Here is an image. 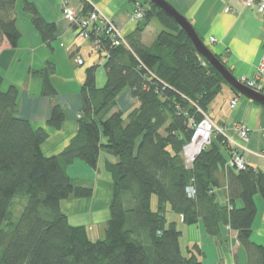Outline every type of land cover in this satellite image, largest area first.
I'll list each match as a JSON object with an SVG mask.
<instances>
[{
    "label": "trees",
    "instance_id": "trees-1",
    "mask_svg": "<svg viewBox=\"0 0 264 264\" xmlns=\"http://www.w3.org/2000/svg\"><path fill=\"white\" fill-rule=\"evenodd\" d=\"M130 1L141 3L144 18L126 37L128 46L114 45L110 36L98 32L100 24L90 33L105 54L106 83L97 85V65L86 70L78 131L62 153L45 154L50 134L18 115L20 90L16 85L4 88L0 73V264H203L199 243L181 246L183 233L168 218L169 210L187 226L202 221L213 237L229 226L237 232L247 264H264V246L252 240L255 197L261 195L264 202V171L231 166L235 149L219 132L192 168L182 155L192 122L203 119L227 82L163 10L148 0ZM16 4L0 0V48L5 43L16 48L21 40ZM24 9L50 44L56 24L28 0ZM152 20L161 31L148 46L143 33ZM55 71L48 62L34 72L43 79L44 96H57L51 81ZM125 89L139 102L126 115L118 104ZM66 115L63 105L54 104L48 126L60 129ZM102 150L115 158L105 162L113 193L104 237L93 240L85 226L70 223L61 204L92 197L93 187L71 177L67 168L80 160L97 169ZM191 184L193 197L186 192ZM223 186L228 204L218 201L215 192ZM16 200L25 202L17 217L12 211Z\"/></svg>",
    "mask_w": 264,
    "mask_h": 264
},
{
    "label": "crops",
    "instance_id": "crops-1",
    "mask_svg": "<svg viewBox=\"0 0 264 264\" xmlns=\"http://www.w3.org/2000/svg\"><path fill=\"white\" fill-rule=\"evenodd\" d=\"M25 1L17 0L15 8L17 25L22 33L21 40L16 48L8 43L0 48V73L4 76V88L16 85L20 90L18 115L28 119L35 128H44L50 134L43 145V150L46 155L52 156L62 153L78 131L76 122L81 114L80 90L86 79V70L97 65V85L102 87L106 83L105 54L100 52L97 42L93 39L79 37L78 29L63 15V2L67 1L82 14L97 8L107 18L112 19L126 37L138 27V23L130 20V15L136 7L130 0H28L36 5L47 22L55 23L57 26L55 39L47 44L35 29L31 14L25 11ZM167 1L191 21L196 32L206 42L210 37L216 38L217 42L211 45L213 53L222 58L238 80L242 76L255 77L257 67L264 55V23L259 13L245 8L241 0ZM227 6H230L232 11L226 12ZM155 23L152 20L143 33V42L148 46L152 45L157 33L161 31V26L158 22ZM78 59H82L83 64H79ZM48 62L54 63L56 67V71L51 75L52 84L57 90L55 97L43 95V79L34 74L35 70L44 68ZM221 92V99L216 101L217 97H215L208 105V116L217 126L224 128L226 137L234 138L239 143L242 141L234 132V125L248 126L251 133L245 143H242L245 147L260 146L254 154L259 157L257 154L263 147V143L259 145V141L263 139L264 105L237 93L229 84L226 88L223 85ZM235 97H238V104L232 109L229 104ZM56 103L63 105L67 114L60 129L47 124L51 109ZM118 104L119 109L125 113L137 107L139 102L132 96L131 90L125 89L119 96ZM252 132L256 133L251 135ZM241 153L247 165L264 171L260 163H253L242 151ZM106 160L114 162L115 158L106 150H102L98 167L94 170L98 174L104 170L105 175L104 179H98L97 182L90 184L94 189L92 197H74L64 200L61 204L70 223L85 226L89 236L91 233L88 227L98 221L100 212L108 213L110 209L113 185H111V176L105 170ZM70 166L67 168L69 175ZM215 192L218 201L229 203L226 186L216 189ZM259 197H255L258 212L253 223L252 240L264 246V202ZM236 205L242 207L243 203L238 200ZM83 215L84 219L81 218ZM168 218L175 221L183 233L181 246L185 243L186 248L195 241L201 245L204 252L203 264H247L245 250L238 241L237 232L229 226L222 228L219 237H213L207 234L202 221L187 226L183 224L182 217L172 211ZM108 219L109 217L106 218V223ZM195 227H197V236L193 230Z\"/></svg>",
    "mask_w": 264,
    "mask_h": 264
},
{
    "label": "built area",
    "instance_id": "built-area-1",
    "mask_svg": "<svg viewBox=\"0 0 264 264\" xmlns=\"http://www.w3.org/2000/svg\"><path fill=\"white\" fill-rule=\"evenodd\" d=\"M242 5L245 8L253 9L259 13L263 18L264 23V0H241ZM136 10L131 13L130 20L133 23H139L144 18V9L140 3H136ZM63 15L65 19L74 25L78 29V34L80 38H89L90 33L96 30L98 24L102 28H98V32L111 37L114 45H120L121 43L128 46L126 36L123 34L122 30L115 24V22L103 15L97 8L94 11L86 15L76 11L71 7L67 1L63 2L62 5ZM226 12L232 11L230 6L225 8ZM210 44L217 42L215 37H210L208 41ZM99 47V42H97ZM79 64H83L82 59H78ZM239 83L245 87L255 91L256 93L264 95V55L260 60V64L257 67L256 75L253 78L242 76L238 80ZM238 104V97L232 99L231 106L234 109ZM193 134L189 142H187L182 151V155L185 161L186 167L189 169L193 167L197 157L203 152V150L210 145L215 132H219L225 135L224 128L217 126L208 114H204V117L199 122H192ZM234 132L240 141L245 143L250 135L251 129L244 124H236L233 127ZM226 137V136H225ZM231 147L235 150L233 152L232 159L230 161L231 166L238 169H244L247 166V162L241 153V149L246 147L241 142L239 143L234 138L226 137ZM259 157L264 158V128H263V147L262 150L257 154ZM189 196L193 197L195 195L194 185L191 184L187 187Z\"/></svg>",
    "mask_w": 264,
    "mask_h": 264
},
{
    "label": "water",
    "instance_id": "water-1",
    "mask_svg": "<svg viewBox=\"0 0 264 264\" xmlns=\"http://www.w3.org/2000/svg\"><path fill=\"white\" fill-rule=\"evenodd\" d=\"M149 3H153L158 8L163 10L169 17H171L180 29L185 32L187 37L194 44L197 53L205 58L207 62L210 63L224 78V80L229 83V85L239 94L244 95L251 100L264 105V95L256 93L255 91L245 87L238 82V79L231 73L230 69L213 53V51L205 44L201 36L196 32V29L192 25L191 21L181 14L171 3L167 0H148Z\"/></svg>",
    "mask_w": 264,
    "mask_h": 264
},
{
    "label": "rangeland",
    "instance_id": "rangeland-1",
    "mask_svg": "<svg viewBox=\"0 0 264 264\" xmlns=\"http://www.w3.org/2000/svg\"><path fill=\"white\" fill-rule=\"evenodd\" d=\"M139 3V2H138ZM141 4V3H140ZM137 6V4H135V7ZM154 22H156L155 24H157V21L154 20ZM154 24V23H153ZM159 24V23H158ZM160 25V24H159ZM79 35V34H78ZM204 42L205 44L212 50L211 48V45L210 43L206 42V40L204 39ZM224 87L226 88L227 85L224 84ZM221 95H222V92H220L216 97V101L220 100L221 99ZM128 112H125V115L127 114ZM251 133V132H250ZM256 132H252L251 135L255 134ZM263 143V139L261 138L260 141H259V145H262ZM257 146H247L245 149H241L240 151H242L247 157L249 160L253 161V163H260V165H262V167H264V158L262 157H256L254 154H256V152L258 151L257 149L260 147L258 146V148H256ZM255 161V162H254ZM69 173L71 175V177H74L75 179H78V180H81V182L85 183V184H91V183H94V182H97L98 179H104V170L101 171L99 174L98 172H95V170L93 168H91L89 165H86L85 162L83 161H80V160H76L75 163H73L71 166H70V169H69ZM257 196H260L259 198H262L261 195H257ZM24 201L22 200H16L15 202V205H14V208H13V212H14V215L15 217H17L19 215V213L22 211V207L24 205ZM154 205H155V201H154ZM110 210V209H109ZM110 212V211H109ZM109 212L106 213V212H103L105 213V215H103L102 212H100V214L98 215V218H97V222L93 223L91 226H89V230H90V233H91V238L90 239H93V240H97L99 235L100 237H104V228L106 226V218L108 217L109 215ZM107 214V216H106ZM106 216V217H105ZM167 216L170 217V210L167 212ZM81 218L84 219V215L81 216ZM171 219V218H170ZM195 232L197 230V227H195L193 229ZM100 233V234H99ZM198 232L195 233V235L197 236ZM186 240V239H183V241ZM195 243H198L197 241H195ZM185 243L182 244L183 248L185 249ZM245 253V256L247 257V254H246V251L244 252Z\"/></svg>",
    "mask_w": 264,
    "mask_h": 264
}]
</instances>
